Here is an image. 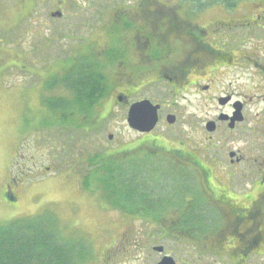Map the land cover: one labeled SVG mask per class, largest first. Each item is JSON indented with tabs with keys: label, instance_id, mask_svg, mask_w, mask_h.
I'll return each instance as SVG.
<instances>
[{
	"label": "flooded vegetation",
	"instance_id": "flooded-vegetation-1",
	"mask_svg": "<svg viewBox=\"0 0 264 264\" xmlns=\"http://www.w3.org/2000/svg\"><path fill=\"white\" fill-rule=\"evenodd\" d=\"M31 1L45 5L37 29L56 35L45 49L72 44L55 61L81 99L74 128L136 136L110 132L119 145L104 154L135 162V248H152L151 264H264V0ZM143 102L158 108L149 133L128 124Z\"/></svg>",
	"mask_w": 264,
	"mask_h": 264
},
{
	"label": "rangeland",
	"instance_id": "rangeland-1",
	"mask_svg": "<svg viewBox=\"0 0 264 264\" xmlns=\"http://www.w3.org/2000/svg\"><path fill=\"white\" fill-rule=\"evenodd\" d=\"M44 10L45 5L31 0H0V224L46 216L54 219L64 240L81 243L85 253L78 264H151L147 254H153L152 248H135L145 243L138 211L113 206L97 183L90 189L86 185L92 174L102 175L109 161L104 154L119 145L108 140L110 132L123 142L136 136L126 128L109 132L104 126L81 132L73 126L80 113L61 124L44 105L46 100L51 106L73 97L56 83L65 73L55 61L72 44L61 40L45 49L43 38L53 41L56 35L37 29ZM47 77L50 82L45 84ZM115 163L113 168L123 170L121 179L129 186L135 162ZM151 179L146 176V183ZM14 180L20 185L13 188L17 200L11 202L5 191ZM136 192L131 196L137 204Z\"/></svg>",
	"mask_w": 264,
	"mask_h": 264
},
{
	"label": "trees",
	"instance_id": "trees-1",
	"mask_svg": "<svg viewBox=\"0 0 264 264\" xmlns=\"http://www.w3.org/2000/svg\"><path fill=\"white\" fill-rule=\"evenodd\" d=\"M79 101L81 99L77 97L73 100L61 98L56 103L57 105L51 101L56 106H49L48 100L44 102V105L49 111L54 112L55 116H61L67 123L79 113L77 110ZM53 123L52 126H55L56 123ZM114 163L109 160L102 168V175L92 174L86 185L90 189L97 183V187L105 192L113 206L125 208L129 205L132 208L130 206L132 203L130 197H133L131 193L135 194L134 191L138 192L137 188L140 187L139 185L134 186V182H138L140 179L130 173L129 183L132 185V189L129 188L131 185L126 186L125 181L121 179L123 170L118 171L121 168H113ZM92 179L93 182H91ZM82 249L81 243L64 240L54 219L50 221L46 216L0 224V264H78L84 258L82 255L85 250Z\"/></svg>",
	"mask_w": 264,
	"mask_h": 264
},
{
	"label": "water",
	"instance_id": "water-1",
	"mask_svg": "<svg viewBox=\"0 0 264 264\" xmlns=\"http://www.w3.org/2000/svg\"><path fill=\"white\" fill-rule=\"evenodd\" d=\"M158 123V108L153 107L148 102L138 103L132 106L129 113L128 124L131 129L141 133L151 132ZM6 199L14 202L15 199L11 194H6ZM169 259L164 261L165 264H171Z\"/></svg>",
	"mask_w": 264,
	"mask_h": 264
},
{
	"label": "clouds",
	"instance_id": "clouds-1",
	"mask_svg": "<svg viewBox=\"0 0 264 264\" xmlns=\"http://www.w3.org/2000/svg\"><path fill=\"white\" fill-rule=\"evenodd\" d=\"M230 114V113H229Z\"/></svg>",
	"mask_w": 264,
	"mask_h": 264
}]
</instances>
